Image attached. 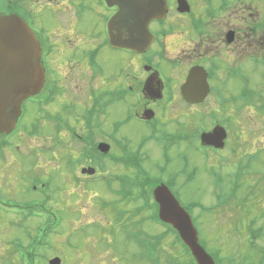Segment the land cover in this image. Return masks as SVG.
I'll return each mask as SVG.
<instances>
[{
	"label": "flooded vegetation",
	"instance_id": "flooded-vegetation-1",
	"mask_svg": "<svg viewBox=\"0 0 264 264\" xmlns=\"http://www.w3.org/2000/svg\"><path fill=\"white\" fill-rule=\"evenodd\" d=\"M166 1L165 18L149 26L154 37L151 47L139 54L110 44L109 22L120 10L111 1L0 0V15H20L36 33L42 50L44 86L23 105L33 102L38 107L41 129L43 122L53 124L49 126L55 142H62L59 137L65 131L67 139L80 149L79 154L86 157L85 162L89 153L96 156V167L78 168L73 150L67 161L71 183L96 186L98 171L104 173L100 180L107 177L113 201L119 204L153 206L151 185L167 182L173 189H183L185 174H196V179L200 175L197 160L208 164L207 172L217 191L224 190L225 183L231 188L233 173L226 175L221 166L218 170L214 165L222 161L230 164L234 159L225 153L234 150L236 126L244 119L257 122L264 141V4L260 0ZM184 1L188 11L180 12V5L187 7ZM48 10L59 19L45 32L38 19ZM81 21L85 32L78 25ZM123 52L130 56L126 67H120L114 76L105 75L100 61L111 63L115 56V67ZM193 70L198 80L193 92L205 94L197 103L187 102L182 91ZM111 80L115 85H108ZM55 104L60 105L58 111L45 113L44 108ZM198 110L200 113L194 114ZM218 127L227 133L224 148L202 143V135ZM149 148L160 157L158 174L144 165L151 158ZM248 154L243 153L241 159ZM137 156L143 160L141 174L138 168L130 167ZM90 169L96 171L93 176L87 172ZM129 192L135 197L129 198ZM142 216H147V221L129 217L128 228L134 229L130 234L140 229L153 234L143 227L153 224L149 210Z\"/></svg>",
	"mask_w": 264,
	"mask_h": 264
},
{
	"label": "rangeland",
	"instance_id": "rangeland-1",
	"mask_svg": "<svg viewBox=\"0 0 264 264\" xmlns=\"http://www.w3.org/2000/svg\"><path fill=\"white\" fill-rule=\"evenodd\" d=\"M260 3L263 5L264 0H260ZM58 19L53 17V11L48 10L38 19L43 25L37 21L36 24L48 32ZM78 25L83 32L86 31L83 21L78 22ZM128 59L130 56L123 52L120 63L115 67L113 65L118 60L115 56H112L111 63L102 59L100 66L105 75L114 76L120 67H126ZM108 85H115V80L109 81ZM51 106L44 108L45 113H54L60 108L57 104ZM199 113L200 110L194 111V114ZM24 118L9 138L10 141L1 140L2 136L0 137V143H4L0 155V201L22 206L36 204L59 222L57 229L47 238L45 246L37 251L35 264H49V260L54 258H60L61 264H151L143 259L142 252L136 246V240H128L127 236L129 237L131 230L134 231L133 228H128L129 223L123 221L122 226L115 223V211L132 213L138 204L122 202L115 206L114 195L106 191L102 183L96 186L71 183L68 158L74 155L78 168L88 165L96 167L95 164L99 163L96 156L92 152L89 153L85 162L83 159L86 157L79 154L80 149L67 139L65 131L59 137L62 142H55L49 126L53 124L43 122L44 127H39L37 121L41 118L40 111L33 102L27 105ZM45 124L48 125L47 129ZM33 127L39 131H31ZM234 130V150L225 153L226 157L234 159L230 164L222 161L225 163L219 162L214 166L218 170L221 166L226 175L233 173V183L245 182L246 185L234 195L235 200L216 206V194L219 192L211 184L212 179L207 172L208 164L204 160L196 162L197 167H200L197 179L181 189V194L177 189H174L173 193L184 202L198 201L206 207L216 206L213 212L203 215L199 210L194 211V216L199 219L196 222L199 240L206 247L208 254L216 257V253H219L224 264H230V260L232 264H251L250 259H259L255 257V251L250 246V237L247 238L246 233L249 221L253 219H256V223L252 229L261 233V237L253 241L259 250L264 248V141L261 142L260 127L253 120L240 121ZM73 150L75 153L72 155ZM148 150L147 155L151 158L146 160L144 165L153 171L152 174H158L156 167L159 163L162 166L160 157L152 148ZM245 152L249 153L244 160L246 173L260 171L263 179H260L258 174L241 178L234 176L238 171L236 163L244 157L242 154ZM107 171L110 172L108 169ZM103 174L98 171L96 176ZM35 180L39 181L34 184V188H37L34 190L32 183ZM182 180L184 181V178L180 179V185H183ZM228 184L225 183L224 186L227 187ZM252 190L254 194H249L247 200L245 193ZM103 201H109L111 209L104 208ZM1 202L0 264H21L26 249L31 250L33 245L43 240L42 230L47 227L45 221L51 219L47 215L26 218L28 209L3 207ZM128 218L127 216L126 219ZM143 227L153 235L160 234L163 230L150 223H145ZM172 242L173 239L169 238L162 245V254L157 256L159 264H167L165 254L172 253V248H168ZM177 256L180 254L177 253Z\"/></svg>",
	"mask_w": 264,
	"mask_h": 264
},
{
	"label": "water",
	"instance_id": "water-1",
	"mask_svg": "<svg viewBox=\"0 0 264 264\" xmlns=\"http://www.w3.org/2000/svg\"><path fill=\"white\" fill-rule=\"evenodd\" d=\"M118 5L120 11L110 24V43L143 53L153 41L149 31L150 23L163 19L167 13L165 0H109ZM179 7L180 12L188 11V5ZM45 74L41 64L39 42L29 26L15 15L0 16V134H10L19 116L22 102L40 92ZM204 82L205 78H204ZM198 86L196 71L189 74L183 86V96L190 103L199 102L204 95L194 93ZM226 133L217 128L204 134L202 142L222 148ZM89 173H93L90 171ZM160 206V218L172 225L190 248L198 264H215L214 260L200 246L198 233L189 214L179 205L166 187L154 192ZM50 264H61L56 258Z\"/></svg>",
	"mask_w": 264,
	"mask_h": 264
},
{
	"label": "trees",
	"instance_id": "trees-1",
	"mask_svg": "<svg viewBox=\"0 0 264 264\" xmlns=\"http://www.w3.org/2000/svg\"><path fill=\"white\" fill-rule=\"evenodd\" d=\"M196 208H197V206L191 207V209H196ZM199 208L201 209L202 212H207V211L211 212L216 207H208V208H206V207H203V206H199ZM181 252H182V254H180V258L182 259L183 256L185 258H187L188 259L186 261L187 264H196L194 259L191 257L189 250L185 246L182 247V245H181ZM230 264H232L231 260H230Z\"/></svg>",
	"mask_w": 264,
	"mask_h": 264
}]
</instances>
